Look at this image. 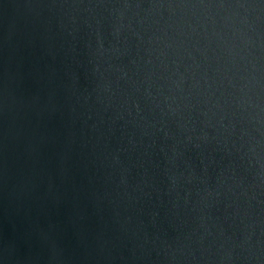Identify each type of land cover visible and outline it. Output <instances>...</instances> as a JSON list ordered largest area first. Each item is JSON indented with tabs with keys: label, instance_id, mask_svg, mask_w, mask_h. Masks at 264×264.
<instances>
[{
	"label": "water",
	"instance_id": "1",
	"mask_svg": "<svg viewBox=\"0 0 264 264\" xmlns=\"http://www.w3.org/2000/svg\"><path fill=\"white\" fill-rule=\"evenodd\" d=\"M0 264H264V0H0Z\"/></svg>",
	"mask_w": 264,
	"mask_h": 264
}]
</instances>
